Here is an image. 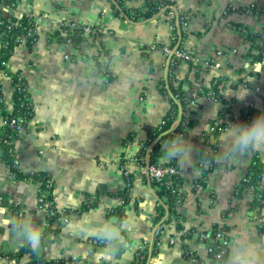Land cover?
Returning a JSON list of instances; mask_svg holds the SVG:
<instances>
[{
	"label": "crops",
	"instance_id": "1",
	"mask_svg": "<svg viewBox=\"0 0 264 264\" xmlns=\"http://www.w3.org/2000/svg\"><path fill=\"white\" fill-rule=\"evenodd\" d=\"M173 1L180 14L189 16L186 33L175 30L181 35V50L198 63L183 59L168 63L169 56L161 48L175 45L171 23L164 15L125 22L108 0H20V10L36 17V40L15 47L6 68L21 72L26 80L34 114L14 141L15 167L23 174H49L55 207L67 215L49 225L38 207L39 183L14 178L0 161V255L14 256L27 246L20 224L30 221L42 232L40 248L32 250L47 261L136 264L140 244L152 239L154 227L160 225L154 221L159 188L131 159L153 140L150 135L172 104L177 108L176 122L181 102L170 86L184 93L187 109L195 115L183 121L180 133L158 136L152 143L158 146L160 161L175 167L181 197L177 217L162 226L164 235L158 246L152 245L155 252L151 254V249L147 264L210 263L212 239L201 242L198 237L208 238L213 228L228 238L224 264L241 233L264 243V200L263 207L256 208L260 196L240 190L253 155L264 163V150L232 152L226 138L227 126L249 123L264 111V19L223 14L229 4L264 5V0ZM3 5L0 0V10ZM125 5L143 6L141 0H128ZM64 23L100 28L95 43L92 39L93 49L57 41L53 34ZM227 23L252 34L236 33ZM218 51L226 55L217 56ZM65 55L73 61L65 60ZM100 55L105 56V75ZM204 61L210 66L204 67ZM0 81L10 111V78L0 74ZM215 83L222 99H215L213 93L199 96L201 89H211ZM176 137L192 146L186 166L163 153V144ZM203 160L210 166L203 168ZM89 198L96 202L86 207ZM88 214L97 223L115 218L124 241L118 252L106 253L105 244H89L93 239L102 241L95 234L69 227ZM190 229L195 233L185 239ZM185 248L195 260L186 257ZM30 262L28 253L14 259L0 257V264Z\"/></svg>",
	"mask_w": 264,
	"mask_h": 264
},
{
	"label": "trees",
	"instance_id": "2",
	"mask_svg": "<svg viewBox=\"0 0 264 264\" xmlns=\"http://www.w3.org/2000/svg\"><path fill=\"white\" fill-rule=\"evenodd\" d=\"M128 0H110L111 7L114 9L115 15L121 18H124L125 20H128L129 22H134L139 19H150L154 15L158 13L157 9L148 3H145L140 9H131L126 7L125 3ZM166 5L175 4V2H170L169 0H165ZM169 8L166 7L165 12H168ZM1 19V17H0ZM175 20L171 22V27L174 28ZM35 23L32 21L27 20V18H22L19 20V24L12 26L7 33V36L4 38L3 43L5 42V45L0 46V74H5L7 77L11 80V97H10V103H11V110L8 111L5 108L4 100L2 96V90H1V81H0V116L5 120V125L1 128L3 129V133H0V161L4 163L16 179L20 180H33L40 185L39 189V195L40 193L44 192L45 190L49 191V196H51V190H52V183L50 180V175L44 172H38V173H21L19 172L15 167V156H14V144L12 143V138L16 139L18 137L17 133L13 132V129L9 127L8 123L12 119H16L19 117H26L27 119H31L34 114L33 110V104L30 99V96L28 95L27 91L18 90L16 83L19 80V74L20 72H10L7 70L6 66L3 65V63H6L8 59L10 58L13 50L15 47H17L20 42L18 41V37L21 33H23L22 26L25 25H34ZM5 27H7V22L4 21L3 25L0 26V32L5 30ZM62 31L66 32V37H63L61 34ZM174 33V39H173V45H175V49L178 51H182L180 47V42H178V36L175 33V29L172 30ZM54 38H56L57 41L61 43H65L66 39H71V45L75 48L80 49L82 46L80 45V42L83 41V37L81 35V30L78 29V27L74 26L73 29H70L66 26H61L58 31H56L54 34ZM98 35L96 37H93V42L97 39ZM36 40V35L34 34L32 37L28 38L25 43L26 45L30 46L32 45ZM92 42V43H93ZM95 43V42H94ZM93 43V44H94ZM258 57L260 58L261 55L259 54ZM180 61V60H177ZM177 61H174L175 63ZM25 80V79H24ZM27 85V82H26ZM170 89H172V93L179 96L180 102H181V121L178 126V128L175 130V132H181V124L187 117H193L195 115L194 110L190 111L187 109L186 106V100L183 98L184 93L180 91L179 89L176 91L173 89V87L170 86ZM208 93H213L215 99H222L221 95L219 93L218 89V83H215L212 85L211 89H201L199 92V96H205ZM25 96L28 97V100H25ZM177 115V108L174 104H172L171 110L167 114V122L163 126L162 131H155L154 134L150 135V138H157L158 136L162 135L164 132L170 129L171 125L173 124L175 118ZM191 124V121L188 123ZM218 129V128H217ZM169 135V134H168ZM158 156V146L154 145L151 150L150 154V161L149 164L154 163L155 159ZM246 175L249 176V179L246 183H242L240 186V190H246L249 187H254L253 192L260 196V199H256L254 206L256 208L261 209L263 207V201L264 200V163H262L257 155H253L252 161L250 165L247 167ZM177 182V188L179 193V198L181 197V191H180V180L178 179V176L176 178ZM151 185H157L158 191H157V198H158V204L156 208V217L154 219L155 224H159L163 226L165 223L169 222L172 217H177L176 214V207L178 206L175 202L176 196L171 193V189L167 187L166 185H160L158 183L151 182ZM131 184H129L130 187ZM167 215V216H166ZM49 225L53 222L58 220V215L54 217H47ZM181 229V227H178ZM217 229L213 228V230L207 234L208 240L209 238L212 239V245L213 252L208 253L210 258V263L208 264H224L225 263V256L221 257L220 259H213L214 253L216 251H219L221 249V245L218 241L214 239V234ZM56 231V230H55ZM192 233H195L193 229H190L189 233L185 236V239H189L192 235ZM206 234V233H203ZM103 245V244H102ZM153 250V249H152ZM155 250L151 252L153 254ZM28 253L31 257V264H57L56 262H50L45 260L41 255H37L34 253V251L28 247L24 246L21 248V250L16 255H0V257H7V258H18L22 254ZM185 255L188 258H193L195 260V255L193 252L188 251L185 248ZM195 264H201L199 261L195 260ZM136 264H143L142 261H140L138 258H136Z\"/></svg>",
	"mask_w": 264,
	"mask_h": 264
},
{
	"label": "built area",
	"instance_id": "3",
	"mask_svg": "<svg viewBox=\"0 0 264 264\" xmlns=\"http://www.w3.org/2000/svg\"><path fill=\"white\" fill-rule=\"evenodd\" d=\"M4 2V5L1 7L0 10V26L3 25L4 21L7 22V27H5V30L0 32V46L5 45V42L3 43L4 38L7 36L8 30L15 25L19 24V20H21L22 18H27V20L29 21H33L35 23L36 21V17L30 12V11H24L22 12L20 10V0H2ZM170 2H173V0H169ZM110 6V0H108ZM142 5H144L145 3L151 4L153 5L158 13L157 14H161L164 15L166 21H168L169 23L173 22L175 23V26L173 29H177V32L180 33H186L187 30V25H188V20H189V16L186 14H180L178 7L175 4H170V5H166V1L165 0H141ZM166 7L169 8L168 12H165ZM224 16L227 18L229 15H246L249 17H254V18H263L264 19V5H260V4H255V3H250L247 4L245 6L242 7H238L234 4H229L228 7L225 9V11L223 12ZM118 18H120L122 21L125 22H129L128 20H125L124 18H121L120 16H118ZM177 23V24H176ZM62 26H66L69 27L70 29L74 28V25L70 24V23H64ZM227 27L230 28L232 31L242 34V35H251L252 33H250L249 31H247L246 29L242 28L239 25L233 24V23H227ZM22 29L25 30L23 31V33H21L18 37V41L21 42H25L28 38L32 37L35 32V24L32 26L30 25H25L22 26ZM79 30H81V35L83 37V41L80 42V45L83 48H87L89 47V45H91V50L93 49V44L92 39L93 37H96L99 33H100V28L98 27H80L78 28ZM62 35L64 37H66V32L62 31L61 32ZM66 45L71 46V39H66L65 42ZM93 45V46H92ZM161 51L164 53V55L169 56V62H171V65H174L175 62L177 60H185L188 62H192V63H198L199 61L196 60L192 55L187 54L183 51H178L173 47H162ZM234 52V51H232ZM217 56H225L226 54L218 51L216 53ZM228 55V54H227ZM101 57H99V59H103V66L101 69V72L105 75L106 73V60H104L105 56L104 55H100ZM65 60L68 61H73V58H71L69 55H65L64 56ZM210 62L209 61H204L202 63V65L204 67H209L210 66ZM4 66H6V63H3ZM5 75V74H3ZM6 76V75H5ZM19 80L16 83L17 89L18 90H23V91H27V85H26V80H24V77L22 76L21 72L19 74ZM11 82V80H10ZM210 96H212V94H209ZM208 100L212 99V97H207ZM25 100H28V97L25 96ZM193 106V104H192ZM34 110V109H33ZM31 120V119H30ZM29 119H27L26 117H19L16 119H12L8 125L9 127H11L13 129L14 133H17L25 128L27 126V124L30 121ZM168 118L165 117L163 118L158 127H157V131H162L163 126L166 124ZM5 125V120L0 116V133H3V129L1 128L2 126ZM214 129V128H213ZM15 138H12V143L14 144ZM152 143H154V139L151 140L143 149L142 151L133 159H131V161L133 163H135L136 165H138L141 169V172L143 174V176L151 183H158L160 185H166L167 187H169L171 189V193L174 194L176 196V200L175 202L178 203L179 202V193H178V188H177V182H176V178H177V172L176 169L173 165H165L164 163H162L160 161V159L157 158L155 159L154 163L149 164L150 161V154H151V150H152ZM208 165V166H206ZM210 163L208 162V160H203L202 161V167L206 168L209 167ZM127 176V173H126ZM249 179L248 175H244L243 179L241 180L242 183H246ZM128 186L129 183L127 182ZM254 187H249L248 190L253 191ZM49 191L45 190L44 192L40 193V196H38L37 202H38V207L41 211H43L44 213H46L47 217H54L56 215H58V220L64 221L66 219V211H59L54 204V200L51 196H49ZM96 199L94 198H89L85 201V206L86 207H90L91 205H93L96 201ZM121 201L123 200L122 198L120 199ZM124 203V202H123ZM122 203V204H123ZM164 235V231L161 225H156L152 231V239H144L142 241V243L140 244L137 252H136V258H138L140 261L143 262V264H147L148 262V258H149V253L152 249V245L154 246H158L160 243L161 238ZM214 239L216 241H218L221 245V249L219 251H216L214 253V257L213 259H220L221 257L225 256L226 251H227V245H228V238L225 236L224 232L222 230L217 229L215 231L214 234ZM199 241H206V235H199L198 237ZM213 241H209L208 243V253L213 252V247H211ZM89 244L93 245V246H101L102 244H104V242L99 241L97 239H93L89 241Z\"/></svg>",
	"mask_w": 264,
	"mask_h": 264
},
{
	"label": "clouds",
	"instance_id": "4",
	"mask_svg": "<svg viewBox=\"0 0 264 264\" xmlns=\"http://www.w3.org/2000/svg\"><path fill=\"white\" fill-rule=\"evenodd\" d=\"M226 138L232 152L264 150V111L249 123L227 126ZM191 152V144L183 137H176L163 144L166 158L175 159L180 165L186 166L190 162ZM69 227L75 232L95 234L106 245V253L118 252L124 242L115 218L105 223H97L92 214H88ZM20 228L24 243L31 249L38 250L41 246V229L30 221H22ZM226 264H264V243L241 233L231 245Z\"/></svg>",
	"mask_w": 264,
	"mask_h": 264
},
{
	"label": "water",
	"instance_id": "5",
	"mask_svg": "<svg viewBox=\"0 0 264 264\" xmlns=\"http://www.w3.org/2000/svg\"><path fill=\"white\" fill-rule=\"evenodd\" d=\"M178 34H179V32H178ZM180 121H181V110H179L178 117L176 119V122L173 123V126L169 130H167L166 132H164L162 135H160L158 139L162 138V136H164V135H166L168 133H171V132L175 131L178 128V126L180 124Z\"/></svg>",
	"mask_w": 264,
	"mask_h": 264
}]
</instances>
